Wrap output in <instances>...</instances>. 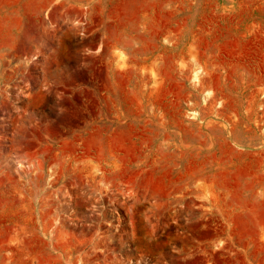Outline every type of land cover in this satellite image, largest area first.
I'll return each instance as SVG.
<instances>
[{
  "label": "rangeland",
  "instance_id": "obj_1",
  "mask_svg": "<svg viewBox=\"0 0 264 264\" xmlns=\"http://www.w3.org/2000/svg\"><path fill=\"white\" fill-rule=\"evenodd\" d=\"M0 264H264V0H0Z\"/></svg>",
  "mask_w": 264,
  "mask_h": 264
}]
</instances>
